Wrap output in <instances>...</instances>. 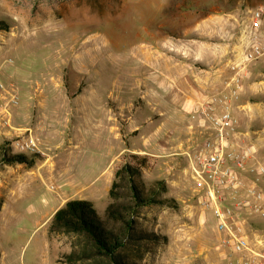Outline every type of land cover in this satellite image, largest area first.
Here are the masks:
<instances>
[{
  "label": "rangeland",
  "instance_id": "obj_1",
  "mask_svg": "<svg viewBox=\"0 0 264 264\" xmlns=\"http://www.w3.org/2000/svg\"><path fill=\"white\" fill-rule=\"evenodd\" d=\"M259 10L262 28L250 42L264 47V0H0V147L29 159L0 170V264H68L65 257L82 246L75 237L50 235L54 214L68 201L87 200L103 216L115 173L134 155L147 159L145 184L164 182L161 199L172 200L145 210L141 222L160 240L144 263L227 264L214 214L201 207L199 188L188 175L187 152L201 140V107L215 101L219 110L217 101L226 99L237 143L253 150V164H264V58L245 60L242 43ZM213 19L222 22L215 37ZM203 45L221 47L219 63L190 60L181 50ZM151 46L181 63L193 62L198 82L187 76L169 88L176 99L189 91L201 96L196 113L179 103L177 116L166 118L160 111L171 100L158 94V116L151 118L149 97L142 98L140 88L128 99L132 112L120 114L115 95L105 101L107 92L117 95L119 78L133 84L135 73L141 78L149 72L134 60L141 47ZM155 80L152 89L164 91ZM55 81L60 85L50 86ZM10 94L18 96V105H11ZM135 110L139 115L133 117ZM107 126L115 134L116 157L113 176L105 181ZM29 137L39 152L16 149ZM245 229L251 238L264 239V219L250 216Z\"/></svg>",
  "mask_w": 264,
  "mask_h": 264
},
{
  "label": "built area",
  "instance_id": "obj_2",
  "mask_svg": "<svg viewBox=\"0 0 264 264\" xmlns=\"http://www.w3.org/2000/svg\"><path fill=\"white\" fill-rule=\"evenodd\" d=\"M262 15V10L255 12L243 32L244 58L249 62L264 58V47L250 42L262 28ZM10 96L11 105H18V96ZM214 102L199 111V125L206 132L188 148L187 172L199 188L201 207L214 214L227 264H264V239L251 238L245 229L250 216L264 219V164H253V150L237 143L238 126L229 102L217 101L221 110ZM15 146L22 153L39 152L32 137Z\"/></svg>",
  "mask_w": 264,
  "mask_h": 264
},
{
  "label": "trees",
  "instance_id": "obj_3",
  "mask_svg": "<svg viewBox=\"0 0 264 264\" xmlns=\"http://www.w3.org/2000/svg\"><path fill=\"white\" fill-rule=\"evenodd\" d=\"M131 158L133 162L115 173L109 191L111 202L103 216L87 200L68 201L54 214L50 235L75 237L82 246L81 251L65 257L68 264L89 259L102 264H146L147 255L155 252L160 237L148 232L141 219L146 208L172 200L161 199L167 192L164 182H155L150 187L145 184L143 170L147 159L136 155ZM16 163L28 164L29 159L12 155L8 147L1 146L0 170Z\"/></svg>",
  "mask_w": 264,
  "mask_h": 264
},
{
  "label": "crops",
  "instance_id": "obj_4",
  "mask_svg": "<svg viewBox=\"0 0 264 264\" xmlns=\"http://www.w3.org/2000/svg\"><path fill=\"white\" fill-rule=\"evenodd\" d=\"M213 22L217 24V26H214L212 29V34L215 37L216 35H219L221 32V19H213ZM187 56H190V60L196 58H201L203 60H206L208 62H214L219 63L221 60L220 52L221 47L211 46V45H203V46H197V47H186L184 49ZM181 51H178L177 54H179ZM173 54V53H172ZM213 56V57H212ZM135 64L139 65V69L143 71H149L145 72L142 75V71H140L142 77L136 78L137 73L134 74L133 78V84H131V80L125 79V78H119L117 88V95L115 93L107 92V100L108 101L112 95H115V98H117L118 101V108L119 113L124 114L126 111V108H129L127 110H130L131 112L134 111V105L132 102L128 101L129 98L132 97V94H135L137 92V88H140V92L143 94L141 95L142 98H145L146 96L149 97V100L147 101L148 105H145V107H148L149 110V117L155 118L158 116V106H157V97L158 94L162 95L165 94L167 98L171 101H166V109L163 111H160V115H163L166 118H173L177 116L178 108L175 105H179V103L182 105V108L186 111V113L191 114L189 112L195 111V113L200 108V103L202 102L201 96L193 95L191 91L188 93L189 96H186V98H174L175 95V89H170L171 86H177L180 85L184 78L189 76L190 79H194L197 81L199 78V74L197 71V68L192 64L193 62L184 63L177 60L176 57L173 56H163L159 52V49L156 47H141L136 53H135ZM158 72V75H155V73ZM155 77H157L161 82L159 86H162L164 91H159L157 89H152L153 85H158V81L155 80ZM198 82V81H197ZM60 84L55 81L53 84H50V86H59ZM131 85H134V88L131 89ZM144 91V92H143ZM88 93V90H87ZM201 95V94H200ZM103 97V94H102ZM104 99V98H103ZM93 101V99H91ZM104 101V102H105ZM193 104V105H192ZM192 108V109H191ZM107 110V116L110 113V108ZM142 111H144L142 109ZM151 111V112H150ZM153 112V113H152ZM137 113L139 115V110H135V115L133 117L137 116ZM193 118V117H192ZM153 126V121L150 119V126ZM105 146H107V149L109 151V155L105 164V168L103 169V180L107 181L110 179V177L113 176V165L115 162V149L113 147V142L115 134L111 135L110 126H107L105 129ZM201 132V133H200ZM199 132L200 139L205 134V129L201 130ZM150 142V141H149ZM59 174V173H58ZM60 175V174H59ZM30 177H43L40 176H30Z\"/></svg>",
  "mask_w": 264,
  "mask_h": 264
}]
</instances>
